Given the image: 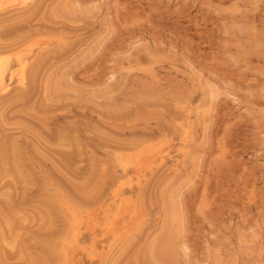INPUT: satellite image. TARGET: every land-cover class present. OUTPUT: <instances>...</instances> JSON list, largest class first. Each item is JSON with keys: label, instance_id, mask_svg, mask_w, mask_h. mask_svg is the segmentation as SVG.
Returning a JSON list of instances; mask_svg holds the SVG:
<instances>
[{"label": "rangeland", "instance_id": "374dc122", "mask_svg": "<svg viewBox=\"0 0 264 264\" xmlns=\"http://www.w3.org/2000/svg\"><path fill=\"white\" fill-rule=\"evenodd\" d=\"M0 59V264H264V0H0Z\"/></svg>", "mask_w": 264, "mask_h": 264}, {"label": "bare ground", "instance_id": "6f19581e", "mask_svg": "<svg viewBox=\"0 0 264 264\" xmlns=\"http://www.w3.org/2000/svg\"><path fill=\"white\" fill-rule=\"evenodd\" d=\"M7 72H8V63L5 62V60L0 59V84L5 80Z\"/></svg>", "mask_w": 264, "mask_h": 264}]
</instances>
